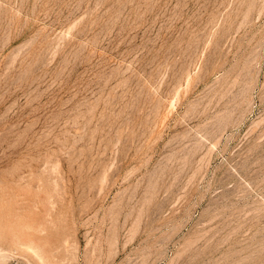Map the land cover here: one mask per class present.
<instances>
[{"label":"rangeland","instance_id":"obj_1","mask_svg":"<svg viewBox=\"0 0 264 264\" xmlns=\"http://www.w3.org/2000/svg\"><path fill=\"white\" fill-rule=\"evenodd\" d=\"M0 195V264H264V0H0Z\"/></svg>","mask_w":264,"mask_h":264},{"label":"bare ground","instance_id":"obj_2","mask_svg":"<svg viewBox=\"0 0 264 264\" xmlns=\"http://www.w3.org/2000/svg\"><path fill=\"white\" fill-rule=\"evenodd\" d=\"M25 180H26V179H25ZM33 181H34V180H33ZM46 187H47V186H46ZM20 190H21V189H20ZM3 195H4V194H3ZM3 195H2V196H3ZM0 196H1V195H0ZM26 198H27V197H26ZM8 201H10V200L8 199ZM36 202H37V201H36ZM43 202H44V201H43ZM39 203H40V202H39ZM40 204H41V203H40ZM49 204H50V202H49ZM43 208H44V207H43ZM28 209H29V208H28ZM33 210H34V209H33ZM28 211H29V210H28ZM35 211H36V210H35ZM27 216H30V215H27ZM31 216H32V215H31ZM13 217H14V216H13ZM34 217H35V216H34ZM27 218H28V217H27ZM27 218H26V219H27ZM21 220H22V219H21ZM48 220H49V219H48ZM48 220H47V221H48ZM25 221H26V220H25ZM17 222H20V221H17ZM22 222H23V221H22ZM6 225H7V224H6ZM12 225H13V224H12ZM0 227H1V226H0ZM7 227H8V226H7ZM2 228H3V227H2ZM8 228H9V227H8ZM12 228H13V227H12ZM12 228H9V229H12ZM18 228H19V227H18ZM18 228H17V229H18ZM4 229H6V227H5ZM22 229H23V228H22ZM24 229H25V228H24ZM26 229H27V228H26ZM31 229H32V228H28L29 231H30ZM1 231H4V230L1 229ZM1 231H0V232H1ZM10 231H11V230H10ZM18 231L20 232L19 229H18ZM4 232H5V231H4ZM4 232H3V233L1 232V233L4 235ZM19 232H18V233H19ZM23 233H24V232H23ZM2 234H1V235H2ZM25 234H26V233H25ZM23 235H24V234H23ZM16 236H17V235H16ZM16 236H15V237H16ZM15 237H14V238H15ZM20 237H21V235H20ZM32 237H33V236H32ZM1 238H2V237H1ZM4 240H6V239H4ZM17 240H18V239L16 238V241H17ZM1 241H3V240H1ZM1 241H0V242H1ZM13 243H14V242H13ZM29 243H30V242H29ZM0 244H5V243H2V242H1ZM14 244H15V243H14ZM8 245H9V243H8ZM8 245H6V246H8ZM0 246H1V245H0ZM3 246H4V245H3ZM3 246H1L2 249H3ZM12 246H14V245H12ZM17 246H18V245H17ZM20 246H21V245H20ZM24 246H25V245H24ZM32 246H33V244H32V245L29 244V245H26V248L28 247V248H30V249H34L33 247H36V246H33V247H32ZM9 247H10V246H9ZM7 248H8V247H6V249H7ZM2 249H0V251H2ZM17 249H18V248H17ZM4 250H5V248H4ZM8 250H9V249H8ZM14 250H16V249L14 248ZM20 250H21V249H20ZM38 250H39V249H38ZM21 251H22V250H21ZM36 251H37V250H36ZM39 252H40V251H39ZM40 254H41V253H40ZM0 255H1V254H0ZM6 255H7V253H6ZM24 255H25V254H24ZM50 255H51V254H50ZM3 256H4V255H3ZM39 256H40V255H39ZM7 258H8V257H7ZM40 258H41V257H40ZM25 259H26V258H25ZM30 259H31V258H30ZM0 260H1V259H0ZM5 260H6V259H5ZM46 260H47V259H46ZM49 260H50V259H49ZM2 262H3V261H2ZM2 262H1V263H2ZM3 264H4V263H3Z\"/></svg>","mask_w":264,"mask_h":264}]
</instances>
